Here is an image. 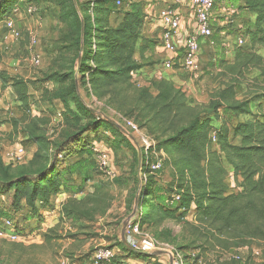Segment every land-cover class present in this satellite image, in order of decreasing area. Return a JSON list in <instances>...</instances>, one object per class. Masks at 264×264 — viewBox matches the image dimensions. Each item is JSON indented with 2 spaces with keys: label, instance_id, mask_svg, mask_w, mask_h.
Here are the masks:
<instances>
[{
  "label": "rangeland",
  "instance_id": "obj_1",
  "mask_svg": "<svg viewBox=\"0 0 264 264\" xmlns=\"http://www.w3.org/2000/svg\"><path fill=\"white\" fill-rule=\"evenodd\" d=\"M94 3L93 0H21L15 7L24 13L18 15L15 24L21 36H15L7 26L9 18H14L11 14L15 9L0 23V50L3 52L0 71L27 79L32 99L31 118L19 123L16 130L11 119L23 115L17 97L14 99L17 103L13 105L8 106L5 102L4 106L1 102L0 158L12 166L14 174L27 170L38 148L25 129L32 130L48 139L51 157L60 145H65L57 160L61 178L70 182V186H77V191L83 188L81 192L85 195L80 201L73 196L60 203L56 212L48 215L49 218L45 217L44 210L43 221H39L24 211L16 213L12 208L13 192L0 191V264H91L97 248L119 247L123 253L127 252L122 227L130 214L135 213L133 223L138 221L142 202L139 205L137 198L142 184L154 185L153 197L165 203L170 189L166 188V183L170 178L172 181L181 178L177 156L169 154L165 141L176 135L194 116L212 110V93L222 81L217 76L219 62L232 55L238 47V37L245 33L233 27L235 24L231 21L226 27H229L227 32L212 21L215 32L201 42L198 69L179 70L175 66L165 71L164 76L155 73L153 64L161 61L155 58L160 48L156 47L155 39H149L134 55L141 64L139 71L119 83H97L89 74L81 79L75 69L76 62L89 54L92 37L85 42L84 24L80 31L74 8L81 18L90 15V27H95L98 22L110 29L119 26L124 11L117 9L115 3L109 9L100 6L94 9ZM27 5H34L37 12L27 13ZM230 34H234V38H228ZM37 55L41 59L39 65L33 61ZM97 58L96 63H105L100 56ZM257 74L258 71L254 70L249 77ZM9 87L11 85L3 87L0 79V100L6 93L4 89ZM260 87V82L248 81L238 89V96L241 100L252 98ZM194 89H202L200 97ZM247 89L252 93L245 96ZM260 102L264 103V99L251 104L254 113ZM179 103L187 106L177 114ZM219 113L222 119L214 117V127H219L223 121L233 127L247 118L245 115L237 117L226 108L220 109ZM95 127L96 132H92ZM85 129L89 131L85 132ZM216 133L217 129H214L212 137ZM144 139L148 140L150 147H146ZM213 143L216 147V142ZM93 145L109 154L112 175L100 169ZM18 146L26 151V156L20 160L9 155ZM143 154L149 163L160 158L163 160L160 184H154L151 173L140 172ZM225 165L229 172V192H238L240 189L233 177V169L228 163ZM135 194L134 212H130L126 206ZM123 205L124 211L116 213L120 207L124 208ZM111 210L113 212L107 215ZM156 217L160 222L157 223ZM7 220L11 226L6 224ZM144 228L160 242L176 247L185 264H264V239L218 235L215 230L206 229L196 221L195 208L185 217H169L156 209ZM110 230L116 231L110 233ZM155 261L169 263L160 251L156 252L152 264Z\"/></svg>",
  "mask_w": 264,
  "mask_h": 264
},
{
  "label": "trees",
  "instance_id": "obj_2",
  "mask_svg": "<svg viewBox=\"0 0 264 264\" xmlns=\"http://www.w3.org/2000/svg\"><path fill=\"white\" fill-rule=\"evenodd\" d=\"M93 1L94 9L98 6L101 9H109L119 0ZM120 1L122 4H117V9L124 12L119 26L115 29L98 22L95 27H90L88 25L91 21L90 15L86 14L81 18L78 10L74 8L80 31L84 24L85 42L92 37L89 54L75 64L81 79H85L89 74L91 80H96L97 83H119L129 78L131 73L140 70L141 64L135 60L134 55L140 45H144L147 40L143 33L147 16L145 8L141 2L129 3L126 8L127 1ZM229 1L231 0L227 2ZM243 1V8L256 15V27L255 29H244L245 26L238 28L239 31L244 30L247 43L244 46L237 44L238 47L234 49L231 58L220 60V71L217 76L222 81L220 87L212 93L210 102L212 110L207 114L194 116L192 121L182 126L176 135L165 141L169 154L177 156L181 178L179 181L175 179L172 181L170 178L166 183V188L171 189L167 193L168 200L172 201L171 204L168 200L161 203L153 197L154 185L142 184V190L137 198L139 205L142 202L141 213L137 223H134L143 231L146 230L144 226L150 223L156 209L163 211L164 215L169 217H185L195 208L196 221L206 229L215 230L218 235L264 239V103L256 104V113L251 109V104L255 100L264 99V56L257 50L259 47L264 48V0ZM20 2L21 0H0V23ZM224 5H218L217 10ZM94 19L96 22L95 17ZM155 42L159 47L160 38ZM98 56L105 63L101 65L96 63L99 60ZM2 59L3 52L0 50V62ZM160 63L153 64L154 70ZM254 70H257L258 74L249 77ZM259 77L261 80L258 79ZM0 79L3 81V87L7 85L13 87L23 112L20 118L11 119L13 129L16 130L19 123L26 122L32 115L30 82L22 77L10 76L6 71H0ZM74 79L76 80L75 77ZM251 80L260 82L261 87L254 91V97L241 100L238 89ZM250 93L252 90L247 89L244 95ZM186 106L185 103H179L177 114ZM187 108L192 111L191 107ZM222 108L228 109L237 117L245 115L247 118L240 120L233 127H230L226 121H223L219 127H214L213 118L222 119L219 113ZM214 129H217L216 147L211 135ZM25 130L38 148L27 170L16 174L12 173V166L0 158V191L13 192L12 208L16 213L24 211L26 215L43 221V211L51 209L55 196L64 190L57 160L58 155L63 153L65 145H60L51 157L48 153L50 150L48 139L34 134L32 130ZM96 130L95 127L92 132ZM87 131L89 130L85 129V132ZM141 157L140 172L145 175L151 173L154 184H160L161 169L153 170L152 164L155 161L149 163L145 154ZM226 163L233 169V177L240 189L238 192H229L230 185L227 182L229 172ZM135 197L136 194L126 206L131 209L130 212L133 211ZM176 197L179 199L177 200ZM145 208H147L146 213ZM156 221L160 222L157 217ZM152 235L156 238L153 233ZM134 251L127 247V252L135 254ZM116 261L118 264H123L118 254Z\"/></svg>",
  "mask_w": 264,
  "mask_h": 264
},
{
  "label": "built area",
  "instance_id": "obj_3",
  "mask_svg": "<svg viewBox=\"0 0 264 264\" xmlns=\"http://www.w3.org/2000/svg\"><path fill=\"white\" fill-rule=\"evenodd\" d=\"M228 0H171L165 9L162 10L158 20L161 23L162 33L160 37L159 47L163 48L169 57L161 62L155 73L164 76L165 71H169L175 66L180 70H196L199 66V57L201 54V41L209 39L214 34V27L212 21L216 15L218 5H224ZM118 5H121L119 0ZM224 7V6H222ZM185 10H189L194 16L193 31L183 34L181 26L185 17ZM27 13L34 14L37 8L34 5H27ZM22 12L15 9L14 18L7 21V26L12 29L15 36L20 37L21 32L15 28L18 15ZM24 15V13H22ZM247 43V38L240 35L237 40L239 46H244ZM36 65L41 63L40 55L33 59ZM132 128L137 130L136 125L129 123ZM216 135L213 136V141L216 142ZM146 147H150L147 139L143 140ZM93 153L99 162L100 169L105 174L112 175L109 167V154L106 150L97 145L92 147ZM12 158L21 159L26 156L25 148L22 146L16 147L11 154ZM163 160L160 158L152 164V169L157 171L162 169ZM178 200L179 197H176ZM7 225L12 223L7 220ZM127 242L130 246L145 254H154L160 251L167 257L168 264H185L184 258L179 250L173 245L160 242L151 233L140 230L139 225L130 221L125 232ZM16 238L15 234L11 235ZM117 251L110 247H100L94 252L92 264H118L116 261ZM77 264V263H72Z\"/></svg>",
  "mask_w": 264,
  "mask_h": 264
},
{
  "label": "crops",
  "instance_id": "obj_4",
  "mask_svg": "<svg viewBox=\"0 0 264 264\" xmlns=\"http://www.w3.org/2000/svg\"><path fill=\"white\" fill-rule=\"evenodd\" d=\"M126 1H127L126 8L128 7L129 3H132V2H141L144 5L145 13L147 15L146 19H145L144 27H143V33H144L145 38L147 39L145 41L148 42L149 39H155L156 41H158L159 38L161 37V33H162L161 23L158 20V18L160 16L162 10L165 9L169 4H171V0H125V2ZM243 5H244L243 0H231V1L227 2L224 5V7L221 6V8H219L217 10V13H216L213 21L219 27H221L224 32H227L226 29H229V27L228 28H226V27L229 26L228 22H230V21L235 24V26H233V27H236L237 29L242 28L245 25L247 26L246 28L255 29V27H256V15L245 10L243 8ZM184 13H185V17L183 19V23L181 26V32H183V34H187L191 31H193L194 16L189 10H185ZM234 17H236L237 20H236V18L234 19ZM239 32H241V31H239ZM233 36H234V34H230L228 38H234ZM203 40H205V39H203ZM146 45H147V43H146ZM159 48H160L159 51L157 50L158 54L155 55L156 60H159V59L165 60L166 58H168L169 54L163 48H161V47H159ZM257 50L260 54H262L264 56V48L259 47V48H257ZM233 55H234V51H233L232 55L230 57H228L227 59L231 58ZM4 91L6 93L3 96V100H0V109H1V102L4 103V104L2 103L4 106H5V102L7 103L6 105H8V106H9V104L13 105V104L17 103V101L14 100V99H16V93H15V90L13 89L12 86L9 87V89H4ZM194 91L197 93V95L199 97L201 96L202 89H194ZM0 92H2V89H0ZM112 170H114V169L112 168ZM63 183H64L63 192H61L55 196L56 200L54 199L53 207L51 209H48L47 211H45V215H46L45 217H47V218H49L48 215H52L54 212H56L57 207L60 206V203L61 204L65 203L66 202L65 200H67L68 198L75 196L77 198V200H79V201L84 199L85 195H83V193L81 192V190L83 188L82 189L80 188V190L77 191V188H78L77 186L71 185L72 186L71 187L69 185V184H71L70 182L67 183V182L63 181ZM78 183L73 182V184H77V185H78ZM91 192H93V191L91 190ZM87 194H88V192H87ZM119 202L120 201H118L117 203H119ZM53 208H55V211L53 210ZM124 209H125V206H124V208L120 207L119 210H117L115 212L116 213L122 212V211H124ZM113 210H116V208ZM113 210L109 211L107 213V215L110 214V212H113ZM130 217H131V214L127 217V219H129ZM47 218L45 221H47ZM50 218H53V216H50ZM127 219L124 221V223L127 221ZM132 220H133V218L130 221H132ZM123 229H124V226L122 227V232H121L122 236H123ZM114 231H116V230H110V233H113ZM126 247H128V246L126 245ZM117 248H115V250L117 251L119 259L121 260V262L123 264H152L155 260L156 253L146 254V255H150V257L145 258V256H144L145 253H141L139 251H134L135 254H131L129 252L123 253L121 251V248H119V247H117ZM165 260L168 261L166 256H165ZM154 264H162V263H160V262L157 263L155 261Z\"/></svg>",
  "mask_w": 264,
  "mask_h": 264
},
{
  "label": "water",
  "instance_id": "obj_5",
  "mask_svg": "<svg viewBox=\"0 0 264 264\" xmlns=\"http://www.w3.org/2000/svg\"><path fill=\"white\" fill-rule=\"evenodd\" d=\"M134 214H135V213H133V214L131 215V217H130L129 219H127V221H126L125 224H124V229H123V240H124V243H125L130 249H132V250H135V249H133V248L130 246V244H128L127 239H126L125 232H126V229H127V227H128V224H129V222H130V220L132 219V217H133ZM135 251H137V250H135Z\"/></svg>",
  "mask_w": 264,
  "mask_h": 264
}]
</instances>
